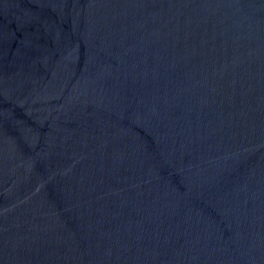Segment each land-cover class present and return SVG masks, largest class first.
Masks as SVG:
<instances>
[{
  "label": "water",
  "instance_id": "1",
  "mask_svg": "<svg viewBox=\"0 0 264 264\" xmlns=\"http://www.w3.org/2000/svg\"><path fill=\"white\" fill-rule=\"evenodd\" d=\"M0 264H264V0H0Z\"/></svg>",
  "mask_w": 264,
  "mask_h": 264
}]
</instances>
